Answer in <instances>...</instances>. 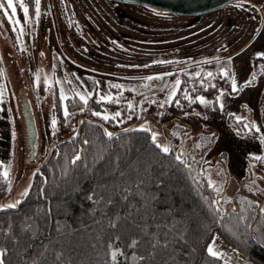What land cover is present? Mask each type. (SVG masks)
Here are the masks:
<instances>
[{
  "label": "rangeland",
  "instance_id": "rangeland-1",
  "mask_svg": "<svg viewBox=\"0 0 264 264\" xmlns=\"http://www.w3.org/2000/svg\"><path fill=\"white\" fill-rule=\"evenodd\" d=\"M4 11L8 9L0 10V164L7 173L8 198L26 193L34 172L24 168L17 100L22 88L37 129L38 161L60 140L53 125L56 96L62 104L72 96L107 102L123 90L145 96L162 90L159 109L147 117L156 141L167 146L173 137L182 149L196 152L200 169L227 206L238 205L237 194L247 198L242 191H264L253 162L254 156L264 155V0H236L197 16L115 0H40L39 16L34 11L27 23L19 24L9 23ZM208 63L214 64L206 73L227 71V87L212 98L197 96L205 103L197 99L191 111H173L177 76L199 72ZM245 124H255L259 131ZM251 130L256 137L238 133ZM213 238L211 244L220 240ZM213 247L220 254L216 243Z\"/></svg>",
  "mask_w": 264,
  "mask_h": 264
},
{
  "label": "trees",
  "instance_id": "trees-1",
  "mask_svg": "<svg viewBox=\"0 0 264 264\" xmlns=\"http://www.w3.org/2000/svg\"><path fill=\"white\" fill-rule=\"evenodd\" d=\"M213 64L177 76L173 111H191L197 96L212 98L227 87L220 72L206 76ZM161 95L162 90L147 96L123 90L107 102L91 96L86 104L77 96L62 104L56 96L52 112L60 139L74 135L80 120L79 133L34 170L16 208L1 205L3 264H111L110 243L122 253L117 264H221V257L206 251L214 236L252 264H264V191H242L247 198L237 194L238 205L227 206L209 186L196 152L182 149L173 137L169 153L157 148L147 117L159 109ZM107 111V121L93 115ZM103 129L114 135L105 137ZM253 162L264 183V159ZM7 196L0 164V203ZM133 240L139 243L130 247Z\"/></svg>",
  "mask_w": 264,
  "mask_h": 264
},
{
  "label": "water",
  "instance_id": "water-1",
  "mask_svg": "<svg viewBox=\"0 0 264 264\" xmlns=\"http://www.w3.org/2000/svg\"><path fill=\"white\" fill-rule=\"evenodd\" d=\"M115 1L131 4L135 6H141L149 9L159 10L174 16H197L222 9L236 0H115ZM17 100H18V106L20 110L21 120L23 123V131L25 136L26 161L24 164V168L26 169L33 168L35 170L43 166L48 161L52 150L58 144H61L62 142H65L67 140H73L77 137L79 133L81 121L80 120L78 121V128L74 133V135L51 143L47 149L46 156L40 162H38L35 156L37 129L25 89L22 88L19 91ZM149 127H150V135L152 137V129L150 124ZM123 131L126 132L128 131V129L122 130V132ZM103 132L104 135L105 133H107L105 129H103ZM111 134L112 136L114 135V133ZM105 137L108 136L105 135ZM23 196L24 194L21 195V197H15V198L12 197V199L10 198L2 199L0 203V207L2 204H4L2 205V207L12 204L14 205V207L11 208H16L17 207L16 201L22 200Z\"/></svg>",
  "mask_w": 264,
  "mask_h": 264
},
{
  "label": "snow or ice",
  "instance_id": "snow-or-ice-1",
  "mask_svg": "<svg viewBox=\"0 0 264 264\" xmlns=\"http://www.w3.org/2000/svg\"><path fill=\"white\" fill-rule=\"evenodd\" d=\"M34 3H35V11H36V15L37 17L39 16V5H40V0H34ZM16 5H19V8L22 10L23 14H24V17H25V23L28 22V14H29V9L27 7H25L24 5V2L23 0H4L3 3H0V10H4L5 8L6 9H10L11 10V16H9V12L8 11H4L3 14L6 18H9V23H15V24H19V21L15 20L14 17L16 16V13H17V7ZM23 30L21 29V32ZM227 71H224L221 73V75H227ZM199 75V74H197ZM207 77H212L213 76V73L209 72L206 74ZM148 79H154L153 77H149ZM155 79H160V77H155ZM254 79V77H253ZM180 80H177L175 82V86L173 87V92H172V95L174 96L175 95V89L179 87L180 85ZM249 85L252 83V81H248L247 82ZM231 86H232V90L233 92H236L238 91V88H237V84L235 82V80L233 79L232 82H231ZM114 87H116L114 85ZM223 92H221V96H223ZM65 97L61 96V99H64ZM185 98H188L187 96ZM80 99L86 104L87 103V99H85V97L81 96ZM102 99H106V100H110L111 97H103ZM169 99H171V96L169 97ZM197 99L200 101V103H205L204 99L202 97H197ZM220 97H217V100H219ZM191 102V101H190ZM67 115V112L65 113ZM93 115H99V113H96L94 112ZM116 115L118 116L119 113H116ZM104 120H108L109 117L107 115H105L104 117H102ZM237 122L240 123L241 122V118L240 117H237ZM53 125H55V121H53ZM245 128H251V129H255L257 131H259V129L256 128V125L255 124H251V125H248V124H245L244 125ZM105 135H107L109 138H111L112 134L111 133H105ZM152 142L153 144H155V146L157 148H159L163 153L167 154L169 153L170 149L169 147H166V146H162L160 145L159 143L156 142V134L153 133L152 134ZM261 143H264V137H261ZM80 159V156L77 155L75 157V159L72 161L73 163H75L76 161H78ZM176 159L180 162V163H185V161L181 160L179 156L176 157ZM253 159L255 160H261V159H264L260 156H254ZM185 166L187 167V165L185 164ZM4 176L7 177V173L5 172L4 173ZM209 186L212 187L211 185V182L209 183ZM26 194V193H25ZM91 199V197H89ZM219 201H213V204H218ZM7 207H14V205H7ZM261 213L264 214V206L261 207ZM216 211H219V209H217ZM113 227H115V225L113 224L112 225ZM119 239V238H117ZM139 242L136 241V240H133L131 242V245L130 247H135ZM213 244H214V241H213ZM213 244H209L207 246V254L210 256V257H213V258H216V259H219L220 258V254L217 253L215 250H214V247H213ZM156 245L154 244L153 247H155ZM109 249H110V252H109V255H110V259H111V264H117V257L118 255H122V253L118 252L117 250H112V244L110 243L108 245ZM5 253L3 252V250H0V256H3ZM140 259H143V257H141ZM0 264H3V260L0 259Z\"/></svg>",
  "mask_w": 264,
  "mask_h": 264
},
{
  "label": "crops",
  "instance_id": "crops-1",
  "mask_svg": "<svg viewBox=\"0 0 264 264\" xmlns=\"http://www.w3.org/2000/svg\"><path fill=\"white\" fill-rule=\"evenodd\" d=\"M212 240L210 241L209 244H211ZM214 243H216L217 247L221 249V252H220V257L222 259L221 264H252L246 257L235 252L221 239L220 240L216 239Z\"/></svg>",
  "mask_w": 264,
  "mask_h": 264
},
{
  "label": "flooded vegetation",
  "instance_id": "flooded-vegetation-1",
  "mask_svg": "<svg viewBox=\"0 0 264 264\" xmlns=\"http://www.w3.org/2000/svg\"><path fill=\"white\" fill-rule=\"evenodd\" d=\"M23 2H24L25 7H27L29 9L28 18H30L32 16L33 12L35 11L34 10L35 9L34 0H23ZM16 7H17V13H16L15 17L17 18V21L24 23L25 22L24 14H23L22 10L19 8V5H16ZM9 11H11V10L8 9V12Z\"/></svg>",
  "mask_w": 264,
  "mask_h": 264
}]
</instances>
